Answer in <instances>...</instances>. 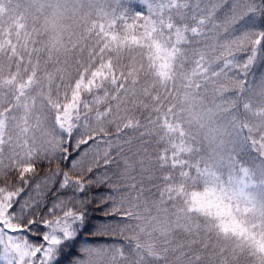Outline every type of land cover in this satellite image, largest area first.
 <instances>
[{
  "label": "snow or ice",
  "instance_id": "obj_1",
  "mask_svg": "<svg viewBox=\"0 0 264 264\" xmlns=\"http://www.w3.org/2000/svg\"><path fill=\"white\" fill-rule=\"evenodd\" d=\"M0 264H264V0H0Z\"/></svg>",
  "mask_w": 264,
  "mask_h": 264
},
{
  "label": "trees",
  "instance_id": "obj_2",
  "mask_svg": "<svg viewBox=\"0 0 264 264\" xmlns=\"http://www.w3.org/2000/svg\"><path fill=\"white\" fill-rule=\"evenodd\" d=\"M72 150L71 148L69 149ZM41 167V175L44 174V171L48 169L47 164H43ZM51 167H55V164H53ZM62 168H67V164L65 162H61ZM94 193L96 190H93ZM104 189H100L99 192L103 193ZM110 208V205L108 206H102L100 208H97V203L94 202L92 204V207L89 208V214H90V224L88 230L85 231L84 236L88 239L90 243H102V244H110V243H119L122 238L120 237H112V236H95L93 237L91 235V232L95 230L94 226L100 223H103L104 221L102 218L104 217V213L108 211Z\"/></svg>",
  "mask_w": 264,
  "mask_h": 264
},
{
  "label": "rangeland",
  "instance_id": "obj_3",
  "mask_svg": "<svg viewBox=\"0 0 264 264\" xmlns=\"http://www.w3.org/2000/svg\"><path fill=\"white\" fill-rule=\"evenodd\" d=\"M95 244H102V243H95ZM110 244H112V243H110Z\"/></svg>",
  "mask_w": 264,
  "mask_h": 264
}]
</instances>
